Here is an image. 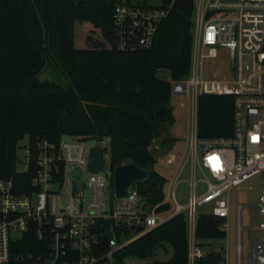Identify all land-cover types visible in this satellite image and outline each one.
Segmentation results:
<instances>
[{
    "label": "trees",
    "instance_id": "trees-1",
    "mask_svg": "<svg viewBox=\"0 0 264 264\" xmlns=\"http://www.w3.org/2000/svg\"><path fill=\"white\" fill-rule=\"evenodd\" d=\"M172 5L162 19L154 43L146 49L123 51L115 43L112 12L128 0H0V177L12 179L17 194L37 189L27 172L16 170L17 144L27 135L59 143L63 135L107 136L110 167L133 162L147 170L135 189L143 208L158 213L172 208L165 199L168 180L155 170L149 150L163 124L174 118L172 80L184 79L191 67L194 0H165ZM143 4H148L146 1ZM50 63L67 78L63 87L37 74ZM168 70L169 79L158 76ZM196 132L200 138L229 137L233 130L230 94L201 93L197 97ZM170 140V139H169ZM112 187V185H111ZM225 219L199 213L194 226L195 245L223 239ZM98 242L93 254L110 249L132 236L123 221L98 219ZM169 247V256L153 264H189L188 222L183 213L116 249V264L128 257L152 256ZM44 240L34 228L12 242L7 264H21L16 256L45 254ZM193 264H225L222 250L196 256Z\"/></svg>",
    "mask_w": 264,
    "mask_h": 264
},
{
    "label": "built area",
    "instance_id": "built-area-1",
    "mask_svg": "<svg viewBox=\"0 0 264 264\" xmlns=\"http://www.w3.org/2000/svg\"><path fill=\"white\" fill-rule=\"evenodd\" d=\"M171 5L172 1L167 5L116 3L112 20L117 48L134 51L151 47ZM194 17L190 72L184 79L171 81L174 94L191 97L188 107L194 128L187 155L193 180L187 202H178L174 188L185 160L166 184L162 202H170L172 208L158 213L156 206L143 208L133 186L127 196H116L111 187L113 168L110 167V175L104 172L103 158L102 170L88 169L91 137L65 134L59 143H54L38 136L30 140L27 136L23 158L18 155L16 158V170L27 172L33 165L32 181L37 189L17 194L12 179L0 177V264H7L12 242L31 228L39 240H44L47 251L37 256H16L22 260L21 264H116L113 258L116 249L176 214H184L191 230L201 206L207 208L204 213L227 219L229 190L264 170V0H197ZM219 48L229 51V71H222L219 77H203L204 60L216 58ZM201 93L232 96L233 130L229 137L197 136L196 104ZM18 163L24 165L21 170L17 169ZM76 169L81 174L74 177ZM197 171L199 180L205 184L203 188H198V180L194 179ZM83 178L89 187L87 209L82 188L74 184ZM257 204L261 215L258 228L264 229V190ZM240 210L238 205V219ZM104 218L123 221L133 234L121 243L111 238L108 252L97 256L93 254V245L98 242L94 227L98 219ZM251 248V264H264L260 236L252 238ZM200 255L198 248L189 252L191 259ZM237 260L239 263V241Z\"/></svg>",
    "mask_w": 264,
    "mask_h": 264
},
{
    "label": "rangeland",
    "instance_id": "rangeland-1",
    "mask_svg": "<svg viewBox=\"0 0 264 264\" xmlns=\"http://www.w3.org/2000/svg\"><path fill=\"white\" fill-rule=\"evenodd\" d=\"M125 1V0H123ZM131 3H139L146 1L150 5L162 4L165 0H128ZM193 23L195 24V17H193ZM194 31V29H193ZM231 65L230 54L227 49L219 48L218 56L214 59H205L203 62V77L214 78L219 77V73L228 72ZM37 76L40 79H48L63 87H67L69 82L63 73L53 67L50 63H45L42 69L38 72ZM158 76L169 79L168 70H161L158 72ZM190 96L171 94V105L173 107L174 118L168 124H163L161 132L154 138L152 144L149 146V150L155 155L156 163L154 168L166 180H171L175 173L178 164L183 160V168L178 175L175 182V193L179 203L185 204L188 200L190 184L193 180L191 173L190 158L187 155L190 152L189 138L191 131L193 130V124L188 114V101ZM170 139V140H169ZM28 137L25 135L18 141L17 155L22 159L25 153V145L27 144ZM89 145L98 146L102 151V158L104 161V172L110 175V142L107 136L96 137L89 139ZM174 155V159L168 161L167 159ZM24 167L23 164L18 163L17 169L21 170ZM105 174V173H104ZM200 174L197 171L194 174V179L197 181L198 188L205 187V184L199 180ZM76 187L82 188L84 192V207L87 209L89 198V187L87 185V179H79L75 183ZM167 184V183H166ZM109 181L106 182V187L109 192ZM135 189V185H133ZM165 187V192H166ZM264 190V170L254 175L239 186L233 187L228 192L229 200V215L224 223H227L225 230L227 235L223 239H213L209 242L204 253L215 250H222L227 254L226 264H251V251H252V238L260 236L262 238V246H264V229L258 228L261 215L259 213L258 200L259 195ZM109 194V195H110ZM241 205L239 219L237 216V206ZM207 210L206 206L198 207L199 213H204ZM223 223V226H224ZM239 229V231H238ZM188 234L193 240L192 230L188 224ZM240 245V261L237 260V243ZM205 244V243H204ZM208 242L205 244L207 245ZM169 247H159L155 249L152 256L145 258L128 257L125 259V264H153L155 260H164L169 256Z\"/></svg>",
    "mask_w": 264,
    "mask_h": 264
},
{
    "label": "water",
    "instance_id": "water-1",
    "mask_svg": "<svg viewBox=\"0 0 264 264\" xmlns=\"http://www.w3.org/2000/svg\"><path fill=\"white\" fill-rule=\"evenodd\" d=\"M88 169L96 172L103 169L101 149L94 145L89 153ZM81 174L80 169H76L74 177ZM147 176V170L133 162L121 163L113 167L112 187L114 194L118 197L127 196L130 193V187L137 181L144 180Z\"/></svg>",
    "mask_w": 264,
    "mask_h": 264
},
{
    "label": "crops",
    "instance_id": "crops-1",
    "mask_svg": "<svg viewBox=\"0 0 264 264\" xmlns=\"http://www.w3.org/2000/svg\"><path fill=\"white\" fill-rule=\"evenodd\" d=\"M196 1L197 0H194V3L196 4ZM188 114H189V107H188ZM174 155H171V157L170 158H168L167 160L168 161H171V160H173L174 158ZM179 165V164H178ZM226 235H227V232H226ZM191 236H193V240H191V237L189 236V241H190V252H191V250H193V249H195V248H198V249H200V251H201V253L202 254H204V251H205V249L207 248V247H209V242H211V241H213V240H205L204 241V243L206 244L207 242H208V244L207 245H203V246H199V247H197L196 245H195V238H194V229H192V235ZM227 254H225V259L227 260V256H226ZM193 260L194 259H191L190 258V262H189V264H193ZM226 264V263H225Z\"/></svg>",
    "mask_w": 264,
    "mask_h": 264
}]
</instances>
